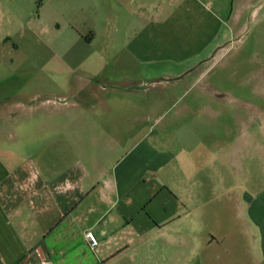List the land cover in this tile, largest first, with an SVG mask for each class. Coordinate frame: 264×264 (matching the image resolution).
Instances as JSON below:
<instances>
[{
    "label": "rangeland",
    "instance_id": "1",
    "mask_svg": "<svg viewBox=\"0 0 264 264\" xmlns=\"http://www.w3.org/2000/svg\"><path fill=\"white\" fill-rule=\"evenodd\" d=\"M116 1L0 0V103L49 100L38 110H13L12 125L25 114L137 117L139 133L120 144L114 141L132 119L76 122L108 134L122 125L103 153V166L118 173L132 202L121 207L205 212L206 230L237 226L230 241L264 264V0H252L234 35L220 40L225 48L187 75L189 64L175 57L162 68L140 65L148 57L137 53L112 52L133 48L104 17ZM221 26L223 37L230 29L225 18ZM155 52L150 59H161Z\"/></svg>",
    "mask_w": 264,
    "mask_h": 264
},
{
    "label": "crops",
    "instance_id": "2",
    "mask_svg": "<svg viewBox=\"0 0 264 264\" xmlns=\"http://www.w3.org/2000/svg\"><path fill=\"white\" fill-rule=\"evenodd\" d=\"M115 5L104 17L115 21L117 33L133 48L113 53H137L148 57L140 65L161 67L175 57L177 64H189L186 75L225 48L220 40L234 35L253 6L252 0H117ZM222 18L230 28L223 37ZM158 50L162 58L151 60ZM162 68L163 77H173ZM48 102L17 103L16 108L6 100L0 103V264H262L240 242L230 241L237 226L206 230L205 212H126L121 205H131L128 193L120 188L118 173L103 166L109 139L122 125L108 134L76 124L108 121L109 113H47L36 119L25 114L28 119L12 125L18 120L13 110H38ZM112 118L133 121L120 130L115 144L139 133L137 117ZM34 120L38 123L32 128ZM215 213L223 212L208 214ZM87 231L94 233L98 247L90 248Z\"/></svg>",
    "mask_w": 264,
    "mask_h": 264
},
{
    "label": "built area",
    "instance_id": "3",
    "mask_svg": "<svg viewBox=\"0 0 264 264\" xmlns=\"http://www.w3.org/2000/svg\"><path fill=\"white\" fill-rule=\"evenodd\" d=\"M85 238L90 246V248L94 249L96 247H98L99 242L96 238V236L94 235V233L92 231H87L85 233ZM41 264H47L45 261H42Z\"/></svg>",
    "mask_w": 264,
    "mask_h": 264
},
{
    "label": "flooded vegetation",
    "instance_id": "4",
    "mask_svg": "<svg viewBox=\"0 0 264 264\" xmlns=\"http://www.w3.org/2000/svg\"><path fill=\"white\" fill-rule=\"evenodd\" d=\"M247 110H248L247 113H248L249 119L253 120L255 114H253L251 107L248 108Z\"/></svg>",
    "mask_w": 264,
    "mask_h": 264
}]
</instances>
